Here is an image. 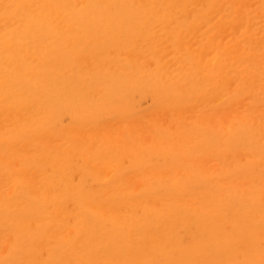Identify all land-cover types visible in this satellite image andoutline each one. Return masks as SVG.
Segmentation results:
<instances>
[{"label": "bare ground", "instance_id": "1", "mask_svg": "<svg viewBox=\"0 0 264 264\" xmlns=\"http://www.w3.org/2000/svg\"><path fill=\"white\" fill-rule=\"evenodd\" d=\"M0 264H264V0H0Z\"/></svg>", "mask_w": 264, "mask_h": 264}]
</instances>
